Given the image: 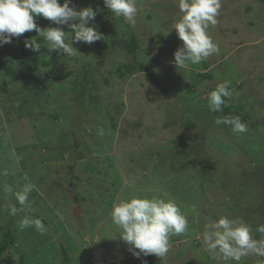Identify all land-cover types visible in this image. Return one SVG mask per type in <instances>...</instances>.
Listing matches in <instances>:
<instances>
[{"label":"rangeland","instance_id":"1","mask_svg":"<svg viewBox=\"0 0 264 264\" xmlns=\"http://www.w3.org/2000/svg\"><path fill=\"white\" fill-rule=\"evenodd\" d=\"M73 3L100 9L111 34L73 43L71 57L50 52L34 30L0 46V241L8 226L15 237L0 264H148L111 220L113 205L134 196L173 198L188 219L187 232L172 235L153 264H237L209 252L202 234L224 216L254 230L264 223V0H222L209 28L219 54L182 68L174 64L183 44L172 29L178 0H137L134 26L109 15L102 0ZM132 35L134 55L123 46ZM31 39L42 44L34 69L20 61L22 41ZM225 80L232 109L248 117L246 133L216 125L208 108L207 94ZM29 182L31 209L10 215V205L20 208L15 192ZM25 215L43 221V234L18 227Z\"/></svg>","mask_w":264,"mask_h":264},{"label":"clouds","instance_id":"2","mask_svg":"<svg viewBox=\"0 0 264 264\" xmlns=\"http://www.w3.org/2000/svg\"><path fill=\"white\" fill-rule=\"evenodd\" d=\"M108 10L117 17H123L130 25L136 24L138 14L137 0H103ZM222 7V0H178L180 18L173 23L179 39L183 42L174 53L177 68L187 63L199 64L213 54H219L220 48L209 33L215 26ZM100 9L91 6L78 8L73 0H0V46L12 43L25 32L36 31L48 44L49 51L74 56L73 43L92 44L105 39L103 33L94 24ZM46 18L58 27L41 28L37 18ZM67 26L74 35H67L62 27ZM70 40V42H66ZM26 41L25 47L40 52L42 44L37 40ZM76 50V49H75ZM230 81L219 83L207 94L208 108L212 112H221L227 106L226 98L233 96ZM216 125H229L234 134L247 132V124L236 115L218 117ZM13 156L15 151L13 150ZM19 157H17V162ZM27 180V176L25 177ZM34 185L29 182L15 192L20 205H10L9 214L15 216L18 211L31 209L29 194ZM6 192L12 193L11 186ZM112 223L121 230L120 240L129 246V251L140 258L141 255L164 257L170 250V237L187 232L188 219L173 198L132 197L115 203L111 210ZM23 230L34 227L43 234L45 225L40 218L25 215L18 223ZM254 231L261 234L254 238ZM203 243L209 252H218L225 261H235L255 255L264 257V223L254 230L246 221L230 219L227 216L205 224ZM138 250V251H137ZM146 264V261L144 262Z\"/></svg>","mask_w":264,"mask_h":264},{"label":"trees","instance_id":"3","mask_svg":"<svg viewBox=\"0 0 264 264\" xmlns=\"http://www.w3.org/2000/svg\"><path fill=\"white\" fill-rule=\"evenodd\" d=\"M103 1V0H102ZM108 14L111 15L113 14L110 10H108ZM106 21V18H104L101 14H98L95 18L94 24L96 25L97 29L100 28V31L103 34H111V31L104 27V23ZM26 42L23 40L22 41V45L24 47V52H25V56L23 59H21V63L23 64V66L25 68L28 69H34L37 67V61L35 59V53H33V51H31L28 48L25 47ZM124 48L130 53V54H135L138 50V45H137V39L136 36L132 35L131 37V42L129 43H124L123 44ZM127 68V67H126ZM123 74V73H122ZM38 78H36L33 82H32V89L34 90V92L38 93L41 92V87L38 89L37 86V82ZM215 88H213L212 90H214ZM211 90V91H212ZM231 99V98H230ZM229 98H226L227 100V106L223 107V110L221 112H215L218 117H223V116H228V115H236L241 117V120L243 122H246L248 120L247 115H240L238 111H234L232 109V106L229 104L230 101ZM229 126V125H228ZM15 246V237L14 234L11 230V227L8 226L6 228V230L3 232L2 237H1V241H0V260L2 259L4 253L9 249V248H13ZM64 253V262L68 263L69 258H68V252L66 250H63ZM154 263V254L153 255H149V262L148 264H153Z\"/></svg>","mask_w":264,"mask_h":264},{"label":"water","instance_id":"4","mask_svg":"<svg viewBox=\"0 0 264 264\" xmlns=\"http://www.w3.org/2000/svg\"><path fill=\"white\" fill-rule=\"evenodd\" d=\"M76 215H77V217H79V212H78V209L76 210Z\"/></svg>","mask_w":264,"mask_h":264}]
</instances>
